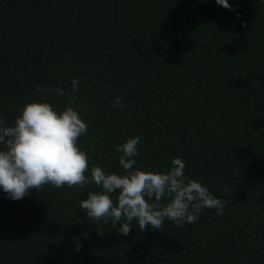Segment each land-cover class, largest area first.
Wrapping results in <instances>:
<instances>
[{"label": "trees", "instance_id": "16d2710c", "mask_svg": "<svg viewBox=\"0 0 264 264\" xmlns=\"http://www.w3.org/2000/svg\"><path fill=\"white\" fill-rule=\"evenodd\" d=\"M227 2L0 0V118L33 100L63 110L75 77L89 168L125 174L115 148L139 136L134 168L179 157L226 202L125 236L79 208L94 185L0 189V264H264V0Z\"/></svg>", "mask_w": 264, "mask_h": 264}, {"label": "clouds", "instance_id": "9594fccd", "mask_svg": "<svg viewBox=\"0 0 264 264\" xmlns=\"http://www.w3.org/2000/svg\"><path fill=\"white\" fill-rule=\"evenodd\" d=\"M215 3L232 10L227 0ZM79 83L72 78L67 93L69 105L63 110L58 111L47 100H33L23 105L13 124L0 118V189L8 199L21 200L32 189L38 191L45 185L84 188L91 184L98 190L87 191L79 208L87 218L110 224L125 236L134 226L141 232L161 231L166 220L177 227L192 224L205 208L224 214L226 202L198 180L186 177L181 158H172L171 166L163 172L134 168L139 136L129 137L115 148L122 153L119 164L125 174L106 173L98 165L89 168V156L78 145L88 127L72 106L80 91ZM37 91L44 94L45 88L38 86ZM47 91L61 98L66 95L60 88ZM123 106L121 97L112 102L113 108ZM81 235L86 238L87 231ZM75 243L78 252L82 243Z\"/></svg>", "mask_w": 264, "mask_h": 264}]
</instances>
